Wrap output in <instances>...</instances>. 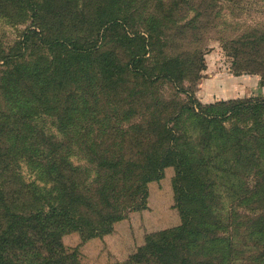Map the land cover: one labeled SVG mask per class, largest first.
<instances>
[{
    "label": "trees",
    "instance_id": "obj_1",
    "mask_svg": "<svg viewBox=\"0 0 264 264\" xmlns=\"http://www.w3.org/2000/svg\"><path fill=\"white\" fill-rule=\"evenodd\" d=\"M223 1L0 0L20 34L0 40V264H80L63 238L113 234L169 168L182 224L124 264H234L241 242L264 264V99L183 85ZM243 46L235 69L264 76V34Z\"/></svg>",
    "mask_w": 264,
    "mask_h": 264
},
{
    "label": "rangeland",
    "instance_id": "obj_2",
    "mask_svg": "<svg viewBox=\"0 0 264 264\" xmlns=\"http://www.w3.org/2000/svg\"><path fill=\"white\" fill-rule=\"evenodd\" d=\"M219 8L221 17L218 29L209 34L211 38L203 48L206 68L202 72H195L191 81L184 82V88L195 94L203 104L231 100H263L264 76L236 70L234 63L238 60L233 58V49L254 52L252 49H244L243 47L248 46L243 44L248 43L250 46L255 36L264 34V0H224ZM19 35L17 29L0 23V40L5 44H12ZM260 61H264V51ZM160 88V92L167 99L174 97L176 89L173 85L165 83ZM180 97L185 101L184 95ZM22 168L24 175L29 178L28 168L25 165ZM175 175V169L169 168L160 181L150 183L147 209L130 212L125 220L116 224L113 234L83 243L79 233H71L63 238L64 246L79 250L80 264L126 263L145 245L148 237L181 226L182 218L173 190ZM2 184L1 182L0 186ZM5 184L9 188V184ZM236 242L237 240L234 243ZM249 245L247 247L243 242L240 243L234 264H253V257L262 255L259 252L263 249L258 248L262 246L256 247L252 242Z\"/></svg>",
    "mask_w": 264,
    "mask_h": 264
}]
</instances>
